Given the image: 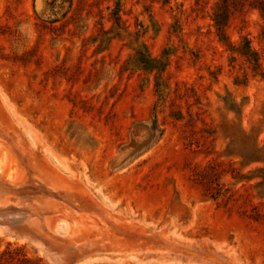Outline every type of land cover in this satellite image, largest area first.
Instances as JSON below:
<instances>
[{"label": "rangeland", "instance_id": "rangeland-1", "mask_svg": "<svg viewBox=\"0 0 264 264\" xmlns=\"http://www.w3.org/2000/svg\"><path fill=\"white\" fill-rule=\"evenodd\" d=\"M0 264H264V0H0Z\"/></svg>", "mask_w": 264, "mask_h": 264}]
</instances>
